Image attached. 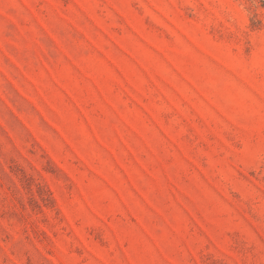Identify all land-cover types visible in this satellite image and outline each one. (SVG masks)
<instances>
[{
  "label": "rangeland",
  "instance_id": "obj_1",
  "mask_svg": "<svg viewBox=\"0 0 264 264\" xmlns=\"http://www.w3.org/2000/svg\"><path fill=\"white\" fill-rule=\"evenodd\" d=\"M0 264H264V0H0Z\"/></svg>",
  "mask_w": 264,
  "mask_h": 264
}]
</instances>
